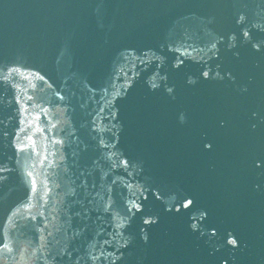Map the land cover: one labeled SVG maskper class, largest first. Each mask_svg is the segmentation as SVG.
I'll list each match as a JSON object with an SVG mask.
<instances>
[{"label":"water","instance_id":"obj_1","mask_svg":"<svg viewBox=\"0 0 264 264\" xmlns=\"http://www.w3.org/2000/svg\"><path fill=\"white\" fill-rule=\"evenodd\" d=\"M0 264H264V0H0Z\"/></svg>","mask_w":264,"mask_h":264}]
</instances>
